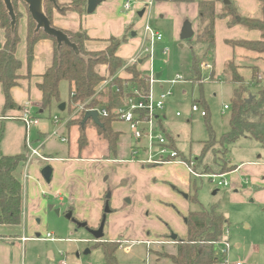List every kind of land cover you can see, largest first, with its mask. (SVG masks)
<instances>
[{
	"label": "rangeland",
	"instance_id": "1",
	"mask_svg": "<svg viewBox=\"0 0 264 264\" xmlns=\"http://www.w3.org/2000/svg\"><path fill=\"white\" fill-rule=\"evenodd\" d=\"M136 1L131 0L132 6ZM144 1L148 4L144 17L135 15L132 22L128 24V27L135 28L136 38L140 39V42L131 41V28H129L126 34L127 41L122 44L119 53L127 62L137 55L145 35L143 28L146 21L163 34L164 41L156 44L154 53L155 74L162 72L163 76L152 83L151 92L157 99L163 85L164 88L172 90V95L167 99L164 109L159 112L164 127L162 133L174 139L175 147L181 154L178 159H185L188 163L190 159H194V170L202 173L231 172L232 166L242 161H259L261 165H264V147L247 136L237 139L229 146V151L226 153V146L220 137L230 129L233 84L225 80L223 75L218 78L215 74L210 75L213 69L210 56L207 62L212 65V68L203 67L204 62L200 66L202 89L190 78L193 50L199 60L205 50L203 44L193 47V37L197 32L194 31L193 37L189 39H173L169 21H166L169 18L164 16L163 20L160 16L164 15L163 13L151 9L150 1L153 4L155 0ZM59 4L63 5L62 9H64L72 4V0H60ZM18 7L27 10L20 1H18ZM143 19H145L144 22H142ZM107 45L108 42H104L91 50H100ZM166 45L170 48L168 55H164L162 51ZM22 50H25L23 43L19 45V54ZM140 67L145 74L148 73L147 61L140 64ZM100 70L103 74L106 73L105 66H101ZM217 71L219 72L218 67ZM144 73L142 72L143 75ZM249 73V70L244 71L246 79H249ZM120 74L123 78L128 76L124 70H121ZM177 74H180L183 80L174 85L166 82ZM258 77L264 78L262 64H259ZM32 88L34 92V87ZM255 90V87L252 88L253 92ZM202 96L207 106L202 103L199 105L200 109L208 107L210 124L214 132L212 136L207 130L206 118L200 112L192 111L193 103H198ZM69 98V82L63 80L60 83L59 100H54L50 107L44 108L43 112L39 113V124L29 130L31 146L38 149L42 155L53 156L52 162L44 161L38 156L31 157L30 150L26 146L27 132L22 120L7 119L3 121L2 127L0 126L1 153L25 154V161L17 171L18 175L22 176L25 187L19 235L32 236L36 233L43 235L46 232H53L59 238L57 241L46 242L38 239L24 243L20 239H15L14 243L19 252L16 250L10 252L12 264H103V250L95 244L105 239L118 241L119 249L116 257L121 264H171L168 259H162L171 255L168 250L153 249V244L148 247L146 241L164 237L166 231L169 234L182 236L186 229V217L190 211L200 210L202 207L210 208L214 205L218 206L229 220L227 224L228 264H235L238 261L244 264H264V202L253 200L252 196L244 191H239L240 196H237L231 185L218 186V180L213 182L208 178H197L189 173L185 164L181 165V168L186 167L191 176L193 182L191 191L184 190L174 182L175 178L184 179L185 177L184 170L178 168L179 166L163 165L164 167L158 168L156 172L151 170L127 172L119 182L113 183L108 174L104 175L103 180L106 179L111 194L110 205L112 207L113 203L118 204L119 208L115 215H112L114 212H108L103 240H96L87 227H78L74 220L68 219L66 212L70 201L67 198L69 196L67 193L68 172L65 160L69 156L97 155L101 145L99 139L102 136L97 127L88 123L87 143L83 148L80 147L79 125L67 126V122L78 114L81 106L75 108V105H69ZM62 103H66V110H60L59 106ZM226 105L230 108L225 109ZM114 127L121 132L118 143L119 159L138 164L146 169L155 166L142 165L138 157L133 154L136 139L128 123L117 122ZM63 137L67 139V142L62 141ZM209 138L211 146L205 156L201 157L203 141ZM88 144L89 148H86ZM108 156L114 158L112 154ZM143 157V152H140L139 159ZM125 164L127 163L124 162ZM47 165H52L54 169L51 182H47L42 176V170ZM43 195H45L44 200ZM62 195L64 201L58 198ZM194 196L197 201L193 199ZM68 239H87L89 242ZM124 240L127 242H122ZM3 253L4 250H0V264L6 260L5 256H2ZM154 254L157 259L162 260L157 261Z\"/></svg>",
	"mask_w": 264,
	"mask_h": 264
},
{
	"label": "trees",
	"instance_id": "2",
	"mask_svg": "<svg viewBox=\"0 0 264 264\" xmlns=\"http://www.w3.org/2000/svg\"><path fill=\"white\" fill-rule=\"evenodd\" d=\"M18 1L22 2L13 0L18 21L15 31L12 32L10 16L3 0H0V84L5 97L4 112L19 107L12 96V88L18 86L22 78L31 76L30 65L34 57L35 45L40 39L49 38L54 42V57L52 64L41 74V81L37 83L42 93L40 109L50 107L54 100H59L60 83L63 80L68 81L70 94L68 104L75 105V108L83 107V110L77 112L78 114L67 122L68 126L79 125L80 147L83 148L87 143L86 128L87 124L91 123L106 139L109 153L115 155L121 132L114 126L117 122H123L119 119L117 110L127 104L130 96L147 97L151 89L149 77L143 75L139 68L141 63H129L118 54L128 37L126 34L123 37H110L106 40L108 45L103 49L91 50L85 45V41L89 39L85 31L81 29L74 32L63 29L78 45L80 55L66 44L58 49L54 37L47 35L43 30L35 31L36 22L31 17L27 5L22 2L28 14L26 48L29 73L24 76L19 72L22 61L17 56L21 39L18 25L23 14L18 7ZM218 1L224 4L220 13L216 12ZM258 1L260 17L242 15L231 0L226 4L224 0H201L198 3V31L193 47L203 44L205 51L199 60L193 50L190 78L199 86L202 80L201 63L207 62L209 56L212 60L214 57L215 24L218 18L228 19L230 26L240 25L260 32L258 39L227 40L234 50V56L226 63L222 72L224 79L233 84L230 129L220 137L226 146V153L229 151V146L242 136L253 138L264 147V78L258 77L259 64L264 66V0ZM57 2L59 4L60 0ZM59 7L62 8L63 5L59 4ZM55 9L52 2H44L45 13L54 26H56L53 20ZM66 10H74L83 15L87 12V0H72L71 5L60 11L65 13ZM101 66L106 67L105 74L101 72ZM121 70L127 72L128 76L123 78L120 74ZM245 70L250 72L249 79H246ZM214 74L212 69L210 75L214 76ZM254 87L256 90L253 92ZM135 91L138 94H135ZM250 96L252 99L248 101ZM199 103L207 106L203 96L199 98L197 104ZM90 108H104L108 111V116L100 118L102 127L96 125L91 119L82 124L85 113ZM205 110L207 130L212 136L214 132L210 124L208 107H205ZM142 112L144 114V111ZM160 130H164L162 121H160ZM166 137L170 146L176 148L174 139L169 135ZM210 146V138L203 141L201 157L205 156ZM24 161L25 154L1 153L0 155V225L16 226L22 221L25 187L17 171ZM235 167L236 165H233L232 169ZM196 168L198 169V166ZM193 199L197 201L195 196ZM105 200L110 202L107 196ZM228 223V218L215 205L190 211L186 217L187 237L185 239L178 237L175 240L177 251L175 254L167 255V258L171 264H222L225 257L220 252L218 242L227 235ZM95 246L103 250V264H121L116 257L119 249L117 240H103L97 242Z\"/></svg>",
	"mask_w": 264,
	"mask_h": 264
},
{
	"label": "crops",
	"instance_id": "3",
	"mask_svg": "<svg viewBox=\"0 0 264 264\" xmlns=\"http://www.w3.org/2000/svg\"><path fill=\"white\" fill-rule=\"evenodd\" d=\"M201 0H155V2L150 1L151 9L164 15H160L162 19L164 16L168 17L166 21H169V27L172 30L173 39L180 40L181 32L186 21H189L192 24V28L197 32L198 27V3ZM238 7L239 12L244 16L250 17H259L261 15L260 5L258 0H231ZM126 0H102V2L97 6L94 12H86L83 15H80L77 11L66 10L65 13L55 9L54 10V24L65 30L70 31H79L83 30L88 35L89 39L85 41V45L88 49H92L101 45L110 37H121L123 34H127L129 28L132 35L131 41L140 42V39H137V32L134 31L135 28L130 26V24L135 15L144 17L148 9V4L144 0H137L133 4L132 8L126 10L124 8V3ZM223 2L218 1L216 4V12L220 13L223 10ZM22 11V17L19 20V35H20V44L23 43L25 50L19 54V45L17 48V56L22 61V67L20 69V74L28 75L29 73V64L27 59V31H28V14L27 10L20 7ZM152 12V11H151ZM145 19L142 20L144 22ZM164 20V19H163ZM147 22V21H146ZM145 22V23H146ZM167 24V25H168ZM159 30V29H158ZM161 32V31H160ZM260 37V32L255 29H247L240 25L230 26L228 24V19L218 18L215 24V52L212 60L213 69L215 75L218 77L222 76V72L226 63L231 60L234 56V50L231 45L227 43V40L230 39H258ZM196 40V34L193 37V41ZM164 41V39H163ZM162 41V42H163ZM143 43V42H142ZM205 51V50H204ZM118 54L123 58V56ZM54 57V42L49 38L40 39L34 48V57L30 65V74L29 77H24L20 80V84L12 88V96L15 102L18 104V108L9 109L4 112V91L3 87L0 84V126L2 127L3 121L7 119L16 118L19 119L21 114L22 106L27 100L33 102V111L39 116V113L43 112L40 109V102L42 93L37 87V83L41 81V74H43L47 68L52 64ZM142 64V63H141ZM148 67V64H147ZM219 68V72L217 71ZM139 68L144 73L143 69ZM160 78L163 76V73L160 72L157 74ZM35 85V86H34ZM34 87V92L32 91ZM164 85L162 86V88ZM185 92V91H184ZM66 110V108H65ZM16 116V117H10ZM116 124V123H115ZM68 126V124H67ZM101 136V135H100ZM121 136V135H120ZM99 139L101 145L100 150L97 155L91 156H80L74 157L69 156L65 160V167L67 168V193L69 206L66 214H71V217L68 219L74 220L78 227H87L92 229H97L99 226L100 220L104 212V199L109 190L106 179L103 180L104 175L108 174L111 183L118 181L126 176L127 172H136L138 170L145 171L151 170L156 172L158 168L164 167L163 165H170L184 170L185 177L184 179H177L175 181L181 188L187 191H191L193 187V182L191 180L190 172L188 173L186 167L181 168V165L184 163H166L162 165H155L151 168L140 167L138 164L132 162L122 161L119 159V146L117 147V152L113 157L110 155L108 150V144L106 139L101 136ZM120 139V138H119ZM63 141V140H62ZM120 141V140H119ZM64 142H67L64 141ZM119 143V142H118ZM98 144V143H97ZM262 147V146H261ZM86 148H89V144ZM85 148V149H86ZM83 150L85 151L87 150ZM144 154V152H143ZM46 156V155H45ZM51 159L46 161H54L53 156H46ZM41 159V158H40ZM45 161V159H42ZM56 161V160H55ZM124 162L127 163L124 165ZM259 161H242L240 164H236V167L231 171L225 173V178L228 180L229 184L224 187L231 185L233 192L237 195L238 192L244 191L247 195L252 196L253 200H258L264 202V165H261ZM144 165V164H142ZM52 167V165H51ZM260 169V171H259ZM53 173L54 169L52 168ZM129 174V173H128ZM22 176L19 175V178ZM53 179V174H52ZM51 179V181H52ZM180 180V181H179ZM50 181V182H51ZM231 183V184H230ZM246 185V187H244ZM25 189V188H24ZM115 191L113 192V194ZM237 196H240L239 194ZM60 201H64L63 195L58 196ZM42 199H45V195L42 196ZM111 201V199H110ZM119 208L118 204L112 206L113 213L115 215ZM81 223H86V226L81 225ZM21 224V223H20ZM19 224V225H20ZM19 225H0V250H4L2 256H5V261L2 264H12L10 262V252L18 249L14 243L15 239H20L21 242H27L29 240H36L33 237H44L47 232L43 235L36 233L32 236H20L18 233ZM53 233V232H52ZM105 233V228H104ZM183 233V232H182ZM54 234V233H53ZM56 237V235L54 234ZM22 237H27L29 239L23 241ZM105 237V235H104ZM179 238L185 239L187 237V229L185 233ZM57 238V237H56ZM59 239V238H58ZM68 240H77L83 242H89L87 239H68ZM113 240V239H106ZM150 240V239H148ZM156 240H163L161 243H154L153 249H166L171 254H175L177 251L176 245H173V240L170 239V234L168 231L165 232L164 237H159ZM169 240V241H168ZM49 242L51 240H43ZM57 241V240H55ZM62 241V240H61ZM11 242V244H10ZM148 246V245H147ZM149 247V246H148ZM129 251V249H127ZM19 252V251H18ZM154 258L157 261L162 258L157 259L155 254ZM169 260V259H168ZM170 261V260H169Z\"/></svg>",
	"mask_w": 264,
	"mask_h": 264
},
{
	"label": "built area",
	"instance_id": "4",
	"mask_svg": "<svg viewBox=\"0 0 264 264\" xmlns=\"http://www.w3.org/2000/svg\"><path fill=\"white\" fill-rule=\"evenodd\" d=\"M124 8L129 10L132 8L131 0H126L124 3ZM144 38L141 48L137 55L130 60L129 63H143L147 61L148 73H144L145 76L149 77L150 83L155 80H159L160 77L155 74L154 71V53L156 49V44L162 42L164 39L163 34L156 28L150 26L147 22L144 24ZM163 54L168 55L170 52L169 46L163 47ZM203 67L212 68V65L208 62H204ZM183 80V77L180 74H177L171 80L166 81L170 85H174L177 82ZM135 94H138L135 91ZM172 95V90L170 88H162L159 96L155 99L152 95L151 89L147 97H137L136 95L130 96L127 100V104L123 107H120L117 110L119 119L125 123L129 124L130 131L136 139V143L133 145V154L138 157L140 163L146 165H162L166 163H184L189 172L195 177L199 178H208L211 181H217L218 186H227L229 181L225 178V173H202L196 172L193 168L195 163L194 159H190L188 163L185 159L179 160L181 157L179 151L176 148H172L169 144V140L160 130V121H162L160 112L164 109L167 99ZM33 102L27 100L23 106L19 119L23 121L26 127V146L29 148L31 157L38 156L39 158L49 160L51 158L42 155L38 149L31 146V141L29 139V130L33 126H37L40 122V118L33 111ZM230 108L225 106V109ZM98 110L99 117L108 116V111L104 108H90ZM81 110L83 107L81 106ZM80 110V111H81ZM89 110V109H88ZM144 111V114L143 112ZM160 111V112H159ZM192 111L200 112L202 116H205L206 110L200 109V105L193 103ZM180 115V113H177ZM63 141H66V138H62ZM140 152H144V157L139 159ZM179 161V162H178ZM29 238L22 237V240L25 241ZM33 239L40 240H58L52 232H47L44 237H33ZM126 240L122 241L125 242ZM127 242V241H126ZM163 240H147L146 244L149 246L154 243H161ZM220 245V252L224 255V260L222 264H228V252H229V242L227 240V235L218 242ZM235 264H244L243 262H236Z\"/></svg>",
	"mask_w": 264,
	"mask_h": 264
},
{
	"label": "water",
	"instance_id": "5",
	"mask_svg": "<svg viewBox=\"0 0 264 264\" xmlns=\"http://www.w3.org/2000/svg\"><path fill=\"white\" fill-rule=\"evenodd\" d=\"M24 4L27 5L28 11L33 18V20L36 22V28L35 31L43 30L47 35L54 37L58 44V49L63 44H66L70 46L77 55H80V49L78 45L73 42L70 38V36L61 28H58L54 25H52L51 20L48 18V16L45 13L44 10V2L50 1L54 4L55 8L57 10H62V8L59 7V4L57 0H21ZM5 7L7 9V12L11 19V30L12 32L15 31L16 24H17V14L13 5V0H3ZM102 2V0H87V12L92 13L95 11L97 6ZM229 0H224V3H228ZM194 30L192 28V24L189 21H186L184 23V26L182 28L181 32V39H189L193 37ZM158 76V75H157ZM159 77V76H158ZM252 96L248 99V101H251ZM60 110H65L66 103H62L59 106ZM92 120L96 125L102 127L103 123L101 122V119L99 117L98 110L96 109H89L86 111L85 116L82 120V124H85L88 120ZM0 155H1V149H0ZM53 170L50 165H47L42 170V176L47 182H50L52 179ZM111 194L108 193L107 198H110ZM105 212H110L109 205L107 204L105 207ZM68 218L71 217V214L69 213L67 215ZM81 225L86 226V223H81ZM104 226H105V218L102 220L101 225L97 229L88 228L89 232L94 236L96 240H100L104 237ZM178 238L177 234H170V239H172L174 242Z\"/></svg>",
	"mask_w": 264,
	"mask_h": 264
},
{
	"label": "flooded vegetation",
	"instance_id": "6",
	"mask_svg": "<svg viewBox=\"0 0 264 264\" xmlns=\"http://www.w3.org/2000/svg\"><path fill=\"white\" fill-rule=\"evenodd\" d=\"M107 204L109 205L110 212L113 211V209H112V207H111V205H110V202L104 199V212H103L102 218H101V220H100L99 226H98L97 228L100 227L101 222H102V220H103L104 218H105V224H106V222H107V214H108V213L105 212V207H106ZM104 228H105V226H104ZM103 239H104V237H103L102 239H100V240H103ZM105 240H106V239H105Z\"/></svg>",
	"mask_w": 264,
	"mask_h": 264
}]
</instances>
